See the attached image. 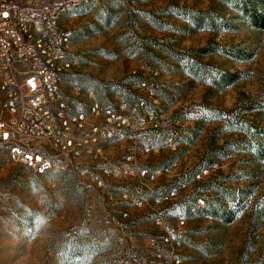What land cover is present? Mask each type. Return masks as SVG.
Masks as SVG:
<instances>
[{"label":"rangeland","instance_id":"obj_1","mask_svg":"<svg viewBox=\"0 0 264 264\" xmlns=\"http://www.w3.org/2000/svg\"><path fill=\"white\" fill-rule=\"evenodd\" d=\"M263 17L264 0L67 11L63 99L102 140L43 176L0 146V264H264ZM219 201L232 223L201 212Z\"/></svg>","mask_w":264,"mask_h":264},{"label":"built area","instance_id":"obj_2","mask_svg":"<svg viewBox=\"0 0 264 264\" xmlns=\"http://www.w3.org/2000/svg\"><path fill=\"white\" fill-rule=\"evenodd\" d=\"M83 1L0 0V146L39 176L72 168L102 140L99 125L87 129L89 117L63 99L78 57L62 19Z\"/></svg>","mask_w":264,"mask_h":264},{"label":"trees","instance_id":"obj_3","mask_svg":"<svg viewBox=\"0 0 264 264\" xmlns=\"http://www.w3.org/2000/svg\"><path fill=\"white\" fill-rule=\"evenodd\" d=\"M263 21H264V17H263ZM262 151L264 152V150H262ZM175 161H176V157H173V159L171 158L170 161L168 162V164H166L165 166L171 167ZM226 194H230V193H227V192L224 193L225 196H226ZM232 194L234 195V192H232L231 195ZM235 199H237V195H234L233 200L231 202L235 203V201H236ZM199 201H202L204 204V200H198V202ZM201 212L206 217L213 218V219H221L226 224L232 223L236 219V217L232 218L231 214L233 212L228 211V209L225 207V202H223V201L213 202L212 204H209L206 207H204L203 209H201Z\"/></svg>","mask_w":264,"mask_h":264}]
</instances>
